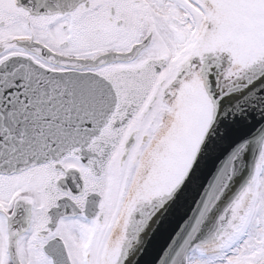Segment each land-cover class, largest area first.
Segmentation results:
<instances>
[{
  "label": "snow or ice",
  "instance_id": "snow-or-ice-1",
  "mask_svg": "<svg viewBox=\"0 0 264 264\" xmlns=\"http://www.w3.org/2000/svg\"><path fill=\"white\" fill-rule=\"evenodd\" d=\"M158 237L264 264V0H0V264Z\"/></svg>",
  "mask_w": 264,
  "mask_h": 264
},
{
  "label": "water",
  "instance_id": "water-1",
  "mask_svg": "<svg viewBox=\"0 0 264 264\" xmlns=\"http://www.w3.org/2000/svg\"><path fill=\"white\" fill-rule=\"evenodd\" d=\"M246 174V173H245ZM243 177H238L237 180H236V184L239 185L242 181ZM235 189H233L234 191ZM231 195V193H229V196ZM227 199L228 197H225V200L224 201H221V206L223 207V205L227 202ZM163 244H164V241L161 240L159 237L156 238L153 242V245L152 247L150 248L149 250V254L148 256L145 258L146 260H150V261H153V264H154V260H155V253L157 251H159L160 248L163 247Z\"/></svg>",
  "mask_w": 264,
  "mask_h": 264
}]
</instances>
